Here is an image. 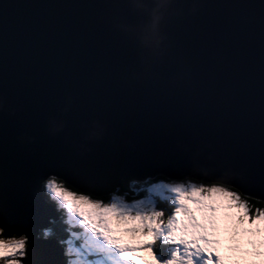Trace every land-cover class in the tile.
Returning a JSON list of instances; mask_svg holds the SVG:
<instances>
[{"label":"water","instance_id":"water-1","mask_svg":"<svg viewBox=\"0 0 264 264\" xmlns=\"http://www.w3.org/2000/svg\"><path fill=\"white\" fill-rule=\"evenodd\" d=\"M136 2L0 0V228L29 251L59 242L39 235L51 175L94 193L222 178L264 199V0H176L149 79L125 34Z\"/></svg>","mask_w":264,"mask_h":264},{"label":"clouds","instance_id":"clouds-1","mask_svg":"<svg viewBox=\"0 0 264 264\" xmlns=\"http://www.w3.org/2000/svg\"><path fill=\"white\" fill-rule=\"evenodd\" d=\"M130 7L143 14L144 29L151 34L150 40L142 35L141 43L161 54L166 38L162 26L169 13H176V0H137ZM167 186L162 188L169 194L165 207L150 200H142L146 202L140 206L139 201L129 204L113 193L95 196L61 186L45 190L56 210H62L67 222L79 227L91 243L111 245L101 253L106 257L103 264H155L144 255L146 245L161 264H264V199L222 178L193 183L185 177ZM8 244L5 251L23 249L20 264H28V237L21 234ZM0 264H14L13 257L5 256Z\"/></svg>","mask_w":264,"mask_h":264},{"label":"snow or ice","instance_id":"snow-or-ice-1","mask_svg":"<svg viewBox=\"0 0 264 264\" xmlns=\"http://www.w3.org/2000/svg\"><path fill=\"white\" fill-rule=\"evenodd\" d=\"M193 9H195V5L192 6ZM261 8L264 9V2L261 3ZM132 12L134 13V15H136V17L138 18L137 21L135 23H128L127 25L129 26V30L127 32H125L127 39L129 40V42L137 49V51L139 52L140 57L143 58V63H142V67L139 70V72L137 73V76L141 79H149L151 78L154 73L155 70L157 69L158 65L160 64L161 60L160 57L162 55L166 54V51H162L161 54L159 55H155L153 54L150 49L148 47H146L144 44L141 43V39L140 37L143 35L145 37L146 40H150L151 39V34L148 33L143 26V14L137 11L132 10ZM177 15V13H169V17L168 19H170L171 17ZM182 67V77L187 78L189 80V82H191V77L189 74V70L188 69H183ZM5 102V98L3 95H0V105H2ZM0 135H2V126H0ZM98 140V139H97ZM64 177V176H63ZM65 181L68 183H71L73 185H76L79 187V189H83L81 190V192L84 193H90L92 195L95 196H106L107 194L111 193V189L113 188V186L118 185L120 183H107V188L104 191H100L98 193H94V191H92L91 189L93 188V186L99 182L94 181V180H90L87 182H83L81 184H76L71 182L69 179H67L66 177H64ZM56 186V187H60L59 185H57L54 181V178H50L47 180V182L45 183L44 187L45 189H47L49 192L52 190V188ZM168 187L167 185L161 183L158 185H153L149 191H155L157 189H162ZM110 189V190H109ZM117 191H119V188L117 187L116 189ZM112 200L114 202H116L118 200V197L113 195L112 196ZM146 201H139L137 206L143 205ZM32 217L33 219H39V216L36 215L35 213H32ZM50 223H53L54 221L49 220ZM3 229L0 228V232H2ZM49 235V232H45V236L47 237ZM78 235L77 233H70V236H76ZM10 239H2L0 238V261H3V258L5 256H12L13 260H14V264H20V260L25 258V252L23 251V249H21L20 251H16V250H11V251H5V249L8 248L9 244L8 241ZM67 243L68 247L66 249H63L60 256L57 257L56 255V248H60L58 246L59 245H63ZM55 243V246H50L51 242L49 243H41V244H32L31 246V250H27L26 253V258L28 261V264H65L66 258H67V264H78V261H73L70 259L71 255L73 254V252H76L77 256H83L85 254L88 255H96L98 253H104L107 252L108 249L111 248V245H107L104 244V246H98L95 245L93 243H91V247L87 248L84 252H81L78 249H75L72 244L71 241H63L60 240L59 242ZM146 251L144 253V255L155 261V264H161L160 259L153 253L152 251V247L151 245H146L145 246ZM203 255V254H202ZM109 259H111V257H109ZM212 259H215V257H212ZM85 264H98L97 261H85ZM124 264H127V262H124Z\"/></svg>","mask_w":264,"mask_h":264},{"label":"trees","instance_id":"trees-1","mask_svg":"<svg viewBox=\"0 0 264 264\" xmlns=\"http://www.w3.org/2000/svg\"><path fill=\"white\" fill-rule=\"evenodd\" d=\"M159 174H162V173H159ZM146 176L147 177L145 179H142V180H137V179H133L135 181H132L131 180V183H130V189L131 190H130V193L127 192L126 198H134V199L143 198L145 196V189H144V187L146 185H148L150 183L152 184L153 182H156L158 180H162V179L166 180L168 178L165 175H158V174L155 175V176L154 175L153 176L152 175H146ZM187 178L188 179H191V180L198 181L200 183L201 182H203V183H210V182L202 181L200 179H196V178H193V177H187ZM54 179L60 185H64V186H66L68 188H74L73 186L65 183L60 178L54 177ZM44 182H43V192H44L45 196H47L49 198V199L47 198L49 200V202H51L56 207V202L54 200H51L50 199L47 191L45 190V187H44L45 183ZM75 189L76 188H74V190ZM76 190H78V189H76ZM157 203H158V207H165L166 206V200L165 201L164 200H160V201L158 200ZM250 203H254V202L253 201H250ZM261 206L262 205L255 204V207H261ZM58 215H59V218L56 221H54L47 229L44 228V229H41L40 230L39 235L41 237H46L45 236V232H49V235L46 238H48V237H55L59 241L60 240L66 241L67 238L70 237V233H77L79 239H81V240L83 238H85V236L81 233L79 227L68 226V223H65V217H66V215L63 213L62 210L61 211H58ZM72 230H74L75 232L72 231ZM13 236L14 235L11 234V233L0 232V238H2V239H6L7 240V239H9V238H11ZM66 245H67V243L63 244V246L65 248H66Z\"/></svg>","mask_w":264,"mask_h":264},{"label":"rangeland","instance_id":"rangeland-1","mask_svg":"<svg viewBox=\"0 0 264 264\" xmlns=\"http://www.w3.org/2000/svg\"><path fill=\"white\" fill-rule=\"evenodd\" d=\"M157 174H159V173H155L154 176L157 175ZM50 178H54V177H50L49 176L44 183H46L47 180L50 179ZM183 179H185V178H179V179H170V178H167L166 180L162 179V180H158L156 182H153L152 184L150 183V184H148V185H146L144 187V189H145V196L143 198H137V199H134V198H126V194H127L128 191H121V190L117 191L116 189L113 190V191H111V193H113V194H115L117 196H122L124 198L125 202L126 203H129V204H131L133 201L150 200V201H153L155 203V205L158 207L157 201L158 200L159 201L160 200H164V201L167 200L169 194L166 192L167 190L157 189L155 191L150 192L149 189L153 185H158V184H161V183L167 185V184H170V183L178 182V181L183 180ZM189 180L191 182H193V183H200V182L195 181V180H191V179H189ZM54 181H55V179H54ZM132 181H135V180H132ZM211 182H213V181H211ZM55 183L57 185L61 186V187H65V188H67L69 190L76 191V189L74 190V188H68V187H66L64 185H60L56 181H55ZM128 193H130V192H128ZM110 198L111 197L109 196L108 199H110ZM45 229H47V228H45ZM82 234L85 235L83 232H82ZM13 235L14 236L11 237V238H9V239H18L19 236H20V235H15V234H13ZM83 239L84 240L82 242L77 243L78 237H68L66 241H69L70 240L72 246L75 249H78L81 252H84L87 248L91 247V241H90V238L87 237L86 235H85V238H83ZM67 247H68V244L66 245V248ZM70 259L73 260V261H78V264H85V261H90V260L91 261H97L98 264H103V262L106 259V257L103 256L101 253H98L96 255H88V254H85L83 256L78 257L77 254H76V252H73V254L71 255Z\"/></svg>","mask_w":264,"mask_h":264},{"label":"bare ground","instance_id":"bare-ground-1","mask_svg":"<svg viewBox=\"0 0 264 264\" xmlns=\"http://www.w3.org/2000/svg\"><path fill=\"white\" fill-rule=\"evenodd\" d=\"M50 177H54V176L51 175ZM51 200H53V199H51ZM56 211H57V210H56ZM57 212H58V211H57ZM56 239H57V238H56ZM57 240H58V239H57ZM58 241H59V240H58Z\"/></svg>","mask_w":264,"mask_h":264}]
</instances>
